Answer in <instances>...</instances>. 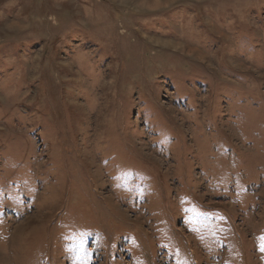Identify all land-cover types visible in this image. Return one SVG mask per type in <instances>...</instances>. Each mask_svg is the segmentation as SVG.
<instances>
[{
	"label": "rangeland",
	"instance_id": "1",
	"mask_svg": "<svg viewBox=\"0 0 264 264\" xmlns=\"http://www.w3.org/2000/svg\"><path fill=\"white\" fill-rule=\"evenodd\" d=\"M0 0V264H264V0Z\"/></svg>",
	"mask_w": 264,
	"mask_h": 264
},
{
	"label": "bare ground",
	"instance_id": "2",
	"mask_svg": "<svg viewBox=\"0 0 264 264\" xmlns=\"http://www.w3.org/2000/svg\"><path fill=\"white\" fill-rule=\"evenodd\" d=\"M160 2H161V0H157L154 2L155 4H153V5L159 4Z\"/></svg>",
	"mask_w": 264,
	"mask_h": 264
}]
</instances>
